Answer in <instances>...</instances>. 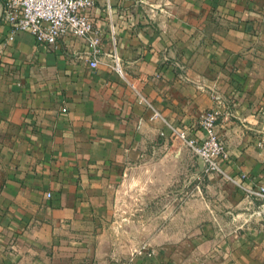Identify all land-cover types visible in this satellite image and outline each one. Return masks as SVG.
I'll return each instance as SVG.
<instances>
[{
	"label": "crops",
	"instance_id": "1",
	"mask_svg": "<svg viewBox=\"0 0 264 264\" xmlns=\"http://www.w3.org/2000/svg\"><path fill=\"white\" fill-rule=\"evenodd\" d=\"M87 14L95 67L84 40L45 47L0 19V264H119L102 246L119 178L176 131L198 137L205 111L238 192L264 183V0H93ZM237 203L235 228L125 264H264V207Z\"/></svg>",
	"mask_w": 264,
	"mask_h": 264
},
{
	"label": "rangeland",
	"instance_id": "2",
	"mask_svg": "<svg viewBox=\"0 0 264 264\" xmlns=\"http://www.w3.org/2000/svg\"><path fill=\"white\" fill-rule=\"evenodd\" d=\"M149 149L147 157L135 159L129 173L119 178L114 191L117 203L103 220L108 237L103 239L104 252L117 250L122 255L119 264L140 251L189 240L188 233L208 223L218 232L231 229L249 212L237 203L239 199L256 200L238 192L225 173L205 172L179 138L151 144Z\"/></svg>",
	"mask_w": 264,
	"mask_h": 264
},
{
	"label": "built area",
	"instance_id": "3",
	"mask_svg": "<svg viewBox=\"0 0 264 264\" xmlns=\"http://www.w3.org/2000/svg\"><path fill=\"white\" fill-rule=\"evenodd\" d=\"M93 0H5L0 19L9 27V32L21 31L28 33L33 40L45 47L55 46L64 37H76L85 41L88 48L87 64L95 67L99 55V38L87 11ZM11 36V35H10ZM10 38V37H9ZM113 69L124 79L118 60L113 55ZM137 97L148 104L135 88ZM200 135L188 137L186 133L176 131L179 139L186 144L199 159L205 172L223 173L222 164L228 161V154L215 132V113L205 111L198 119ZM246 196L261 201L264 207V183H253L250 186L238 185ZM46 197L50 193L46 192ZM153 255V250H147Z\"/></svg>",
	"mask_w": 264,
	"mask_h": 264
}]
</instances>
